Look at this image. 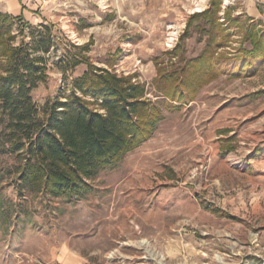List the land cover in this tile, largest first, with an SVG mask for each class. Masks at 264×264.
<instances>
[{"label": "rangeland", "instance_id": "1", "mask_svg": "<svg viewBox=\"0 0 264 264\" xmlns=\"http://www.w3.org/2000/svg\"><path fill=\"white\" fill-rule=\"evenodd\" d=\"M211 1L0 0V10L19 15L21 6L30 22H53L56 54L85 59L66 72L48 64L33 91L41 112L89 63L160 99L156 62H177L168 54L177 46L186 58L204 51L211 25L188 23ZM249 17L264 34V0H221L229 39L215 58L228 57L227 67L193 102L165 110L154 136L104 170L85 196L22 197L9 172L14 154H0V264H264V61L247 75L240 59L251 48L242 34Z\"/></svg>", "mask_w": 264, "mask_h": 264}, {"label": "trees", "instance_id": "2", "mask_svg": "<svg viewBox=\"0 0 264 264\" xmlns=\"http://www.w3.org/2000/svg\"><path fill=\"white\" fill-rule=\"evenodd\" d=\"M220 8L221 0H212L209 8L189 20L188 28L197 21L211 25L203 29L208 34L203 52L186 58L177 46L168 52L177 56V62L171 58L170 64L156 62L155 96L160 99L147 97L145 86L129 77L89 63L42 114L33 91L46 81L48 64L66 72L85 59L77 55L70 59L67 50L56 54L60 31L53 22L34 24L23 12L0 10V154L12 152L17 160L9 172L15 174L19 195L43 193L68 201L85 196L104 170L154 136L165 110L180 111L193 102L220 74L219 66L228 65V57L215 58L217 46L229 39L228 28L219 21ZM248 20L242 34L251 48H242L240 56L247 75L264 61V34L259 22Z\"/></svg>", "mask_w": 264, "mask_h": 264}, {"label": "crops", "instance_id": "3", "mask_svg": "<svg viewBox=\"0 0 264 264\" xmlns=\"http://www.w3.org/2000/svg\"><path fill=\"white\" fill-rule=\"evenodd\" d=\"M35 2H39L38 0H35ZM40 3V2H39ZM41 4V3H40ZM17 9V13L18 14H20V13H22V12H25L26 10H25V8H23V7H21L20 6V8L18 7V8H16ZM15 10V9H14ZM262 12L263 11H261V10H259L258 8H256V11L254 12V18H256V19H261L262 18V16H263V14H262ZM15 15V14H14ZM264 150V149H263ZM69 261V263H71L72 261L71 260H68Z\"/></svg>", "mask_w": 264, "mask_h": 264}, {"label": "built area", "instance_id": "4", "mask_svg": "<svg viewBox=\"0 0 264 264\" xmlns=\"http://www.w3.org/2000/svg\"><path fill=\"white\" fill-rule=\"evenodd\" d=\"M40 3L44 4L46 2H48L49 0H38Z\"/></svg>", "mask_w": 264, "mask_h": 264}]
</instances>
